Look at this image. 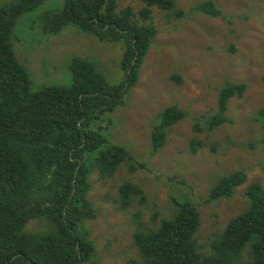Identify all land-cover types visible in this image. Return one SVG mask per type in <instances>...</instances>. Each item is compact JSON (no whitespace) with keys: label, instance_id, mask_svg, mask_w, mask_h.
Segmentation results:
<instances>
[{"label":"trees","instance_id":"16d2710c","mask_svg":"<svg viewBox=\"0 0 264 264\" xmlns=\"http://www.w3.org/2000/svg\"><path fill=\"white\" fill-rule=\"evenodd\" d=\"M44 1L16 0L0 7V264H100L85 226L97 216L86 197L89 178L94 170L110 178L122 164L133 171L139 163L124 146L107 140L99 122L124 103L138 82L157 34L151 9L171 11L175 0H135L143 5L137 13L131 7L121 9L119 0H61L59 9L44 14L43 31L56 34L74 24L100 41L120 43L121 80L110 84L92 62L74 57L67 64L69 85L34 89L14 55L11 38L17 19ZM188 12L224 18L210 0ZM247 88L246 83L222 85L216 110L205 120L206 130L227 121L229 101L241 98ZM257 114L264 141V108ZM186 117L174 105L158 114L150 132L152 154L165 145L167 130ZM200 147L190 142L192 153ZM246 180L242 170L223 175L205 203L231 198ZM117 191L121 211L143 198L141 188L132 183H122ZM244 197L246 208L205 244L197 236L200 215L194 205L173 199L170 218L133 234L138 259L125 264H264V188L251 183ZM33 223L36 230L30 229Z\"/></svg>","mask_w":264,"mask_h":264},{"label":"rangeland","instance_id":"374dc122","mask_svg":"<svg viewBox=\"0 0 264 264\" xmlns=\"http://www.w3.org/2000/svg\"><path fill=\"white\" fill-rule=\"evenodd\" d=\"M16 0H0V7ZM206 0H175L174 9H151L150 23L156 37L150 46L135 87L124 103L99 122L111 144L124 146L137 162L130 171L122 164L110 178L94 170L89 178L87 199L97 210L85 221L100 264H125L137 260L133 234L155 229L170 218L172 200L183 198L199 213V242L219 234L229 219L246 208L245 188L259 183L264 188V141L258 110L264 108V0H210L222 17L189 13L190 7ZM118 6L138 12L143 5L119 0ZM61 0H45L23 13L13 29L14 55L27 71L34 89L67 86V64L74 57L92 62L110 84L121 80L120 43L100 41L68 24L58 33L42 29L44 14L54 13ZM181 13V14H179ZM225 82L246 83L241 98H232L227 121L208 131L205 120L214 114L219 89ZM177 106L187 117L167 130L163 148L150 150V132L158 114ZM198 125L199 130L194 128ZM202 144L196 153L190 142ZM242 170L246 183L229 199L205 203L211 187L223 175ZM132 183L143 191L130 209H117V188ZM139 214V217L137 216ZM36 223L30 229L36 230ZM243 264V263H240Z\"/></svg>","mask_w":264,"mask_h":264}]
</instances>
